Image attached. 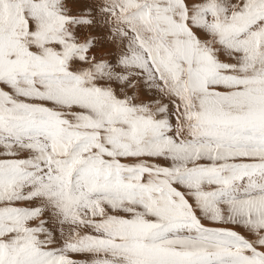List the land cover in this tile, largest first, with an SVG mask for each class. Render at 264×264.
Returning a JSON list of instances; mask_svg holds the SVG:
<instances>
[{
	"label": "snow or ice",
	"instance_id": "6c2138e0",
	"mask_svg": "<svg viewBox=\"0 0 264 264\" xmlns=\"http://www.w3.org/2000/svg\"><path fill=\"white\" fill-rule=\"evenodd\" d=\"M0 264H264V0H0Z\"/></svg>",
	"mask_w": 264,
	"mask_h": 264
}]
</instances>
